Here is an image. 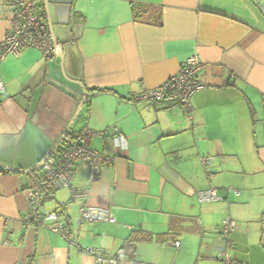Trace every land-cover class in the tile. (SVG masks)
<instances>
[{
  "label": "crops",
  "instance_id": "0c3cea01",
  "mask_svg": "<svg viewBox=\"0 0 264 264\" xmlns=\"http://www.w3.org/2000/svg\"><path fill=\"white\" fill-rule=\"evenodd\" d=\"M49 1L63 62L26 48L0 60V264H223L222 251L232 264H264V0ZM4 3L0 43L11 28ZM193 56L202 88L190 112L134 100ZM84 92L71 136L85 125L106 132L90 146L113 160L94 183L77 164L72 186L85 196L49 189L38 204L65 216L73 245L49 223H24L41 169L25 172L64 137ZM209 188L223 200L199 204ZM83 203L116 222L80 224ZM227 218L236 229L226 241Z\"/></svg>",
  "mask_w": 264,
  "mask_h": 264
},
{
  "label": "built area",
  "instance_id": "2783aa9c",
  "mask_svg": "<svg viewBox=\"0 0 264 264\" xmlns=\"http://www.w3.org/2000/svg\"><path fill=\"white\" fill-rule=\"evenodd\" d=\"M4 6L8 11V19L11 28L3 42L0 43V60L8 54L20 48L35 49L44 59L49 61L57 57L50 30L47 22L40 15L35 0H5ZM203 64L198 56L189 58L180 68L178 74L166 80L158 88L146 89L134 98L135 101H147L152 103H177L187 111L192 110V98L202 88L199 83V73ZM4 81L0 76V93L4 91ZM106 132H97L88 125L83 126L78 133L67 139L57 147L54 155L42 166L39 175L30 182L27 193V213L24 223L47 227L51 224V230L62 236L70 244L75 245V238L67 231L65 216L59 212L46 215L39 214L38 204L44 190H58L69 188L73 198L78 199L86 195L87 190H77L72 186L77 164L81 161L89 164V181L94 183L98 180L103 166L111 163L113 159L94 151L90 144L93 138H104ZM208 158L203 159L206 164ZM236 195L239 192L235 191ZM199 204L217 203L223 200L218 189L209 188L197 193ZM78 222L84 223H110L114 224L115 218L106 209L95 208L83 203L79 209ZM236 223L227 218L221 224V235L224 240H229L235 231ZM175 247L180 242H175ZM223 264H232V258L227 251L219 254ZM96 264H119L116 258L96 257Z\"/></svg>",
  "mask_w": 264,
  "mask_h": 264
},
{
  "label": "water",
  "instance_id": "95a60500",
  "mask_svg": "<svg viewBox=\"0 0 264 264\" xmlns=\"http://www.w3.org/2000/svg\"><path fill=\"white\" fill-rule=\"evenodd\" d=\"M43 5H44V11H45V15H46V18H47V24H48V28L50 30V34H51V37H52V42H53V45L55 47V49L57 50V57L61 58L62 62H63V45L60 43L56 33H55V29H54V24H53V21H52V17H51V13H50V1L49 0H43ZM63 66V65H62ZM88 99V94L87 92H84V99L82 101V103L80 104L75 116L73 117L72 121L70 122L68 128H67V131L64 135V137L59 141V143L57 145H60L62 142H63V139H65L66 137H68L69 133L71 132V129L74 125V123L76 122L77 118L79 117L86 101ZM58 146H56L51 152L50 154L46 157L45 160H43L38 166L32 168L31 170L25 172L26 174H30L32 172H35L37 169H40L41 166L50 158L54 155V152L55 150L57 149ZM15 171V170H13ZM21 173H24V172H21Z\"/></svg>",
  "mask_w": 264,
  "mask_h": 264
},
{
  "label": "trees",
  "instance_id": "16d2710c",
  "mask_svg": "<svg viewBox=\"0 0 264 264\" xmlns=\"http://www.w3.org/2000/svg\"><path fill=\"white\" fill-rule=\"evenodd\" d=\"M36 1V3H37V5H38V8H39V12H40V15L42 16V18H43V20L45 21V22H47V18H46V15H45V11H44V5H43V0H35ZM101 92V91H103V90H93L92 92ZM104 91H108V90H104ZM69 136H71V133H69V135H68V137ZM65 141V139H63V142ZM63 142L60 144V145H62L63 144ZM60 145H57L58 147L60 146ZM46 158H44L43 160H45ZM42 160V161H43ZM41 161V162H42ZM62 214V213H61ZM130 241V240H129ZM127 242L126 243V246H124L123 248H122V252H123V256L125 257V256H131V254H133V256H134V251H135V248H136V242H138L137 240H132L131 242ZM148 241V240H147ZM117 259L119 260V258L117 257Z\"/></svg>",
  "mask_w": 264,
  "mask_h": 264
},
{
  "label": "rangeland",
  "instance_id": "374dc122",
  "mask_svg": "<svg viewBox=\"0 0 264 264\" xmlns=\"http://www.w3.org/2000/svg\"><path fill=\"white\" fill-rule=\"evenodd\" d=\"M79 121H80V118H78V120H76V122H75V124H74V126H73V130H76L77 128H78V126H79ZM79 132V131H78ZM77 132V133H78ZM48 214V213H47Z\"/></svg>",
  "mask_w": 264,
  "mask_h": 264
}]
</instances>
